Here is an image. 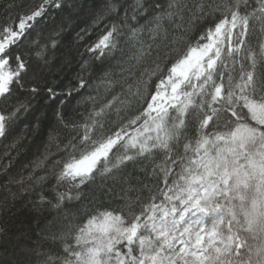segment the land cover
Listing matches in <instances>:
<instances>
[{"label":"snow or ice","instance_id":"1","mask_svg":"<svg viewBox=\"0 0 264 264\" xmlns=\"http://www.w3.org/2000/svg\"><path fill=\"white\" fill-rule=\"evenodd\" d=\"M0 12V264H264V0Z\"/></svg>","mask_w":264,"mask_h":264},{"label":"trees","instance_id":"2","mask_svg":"<svg viewBox=\"0 0 264 264\" xmlns=\"http://www.w3.org/2000/svg\"><path fill=\"white\" fill-rule=\"evenodd\" d=\"M4 0H0V3H3ZM40 0H33V3H39ZM77 2H83V0H77ZM88 4L91 5L94 0H87ZM62 15H66L65 13H61L58 9L52 8L50 9V13L48 16V21L50 22L53 19H59L60 16ZM3 18V12H0V19ZM76 25H80V26H85L84 24V19L83 18H78L77 20H74L71 24H69L68 28L64 31V33H62L61 37H59L58 39H62L65 43L66 46H70L76 39L75 36V32L72 31V29L76 26ZM78 30V29H77ZM27 149L25 154L27 153Z\"/></svg>","mask_w":264,"mask_h":264}]
</instances>
